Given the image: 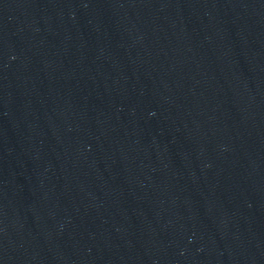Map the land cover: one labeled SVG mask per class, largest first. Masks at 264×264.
<instances>
[{
  "label": "water",
  "instance_id": "water-1",
  "mask_svg": "<svg viewBox=\"0 0 264 264\" xmlns=\"http://www.w3.org/2000/svg\"><path fill=\"white\" fill-rule=\"evenodd\" d=\"M0 264H264V0H0Z\"/></svg>",
  "mask_w": 264,
  "mask_h": 264
}]
</instances>
